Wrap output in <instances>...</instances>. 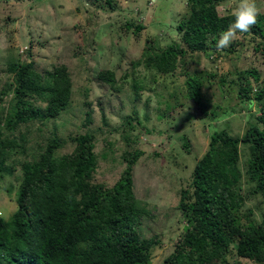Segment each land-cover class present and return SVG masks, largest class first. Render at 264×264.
Wrapping results in <instances>:
<instances>
[{
	"label": "rangeland",
	"instance_id": "obj_1",
	"mask_svg": "<svg viewBox=\"0 0 264 264\" xmlns=\"http://www.w3.org/2000/svg\"><path fill=\"white\" fill-rule=\"evenodd\" d=\"M188 0H0V94L9 91L12 64L33 61L43 75L66 67L72 83V97L67 110L56 120L22 127L5 136L23 134L30 153L46 148L53 134L67 141L60 154L74 151L71 138L84 134L95 137L97 164L93 183L112 189L127 168L125 154L141 151L133 170V195L143 217L138 232L142 238H156L149 264H163L172 255L180 236L188 226L180 211L182 191L192 192L196 163L209 149L214 132L227 131L242 138L249 124H258L262 115L248 109L240 99V89L255 96L264 89V58L252 33H238L225 51L198 54L187 68L196 78L208 114L214 121L199 118L189 97L181 70L161 75L144 66L143 56L152 47L157 53L182 35L178 24L188 16ZM239 0H219L220 16L233 15ZM264 16V0H256ZM115 73L114 87L99 75ZM249 81V83H247ZM171 95V96H170ZM175 99H173V97ZM0 102V115L12 112L13 93ZM177 100V101H176ZM180 103L182 106H177ZM91 114V123L86 122ZM199 115L184 119L191 115ZM203 117V116H202ZM134 125L133 131L131 126ZM130 138V143L125 140ZM41 150V148H40ZM239 183L246 198L243 210H254V219L263 220L262 198L252 195L254 185L247 176L250 157L247 146H240ZM25 161V156H16ZM21 169L0 178V217L11 220L17 211L16 193ZM231 262L255 264L229 255Z\"/></svg>",
	"mask_w": 264,
	"mask_h": 264
},
{
	"label": "trees",
	"instance_id": "obj_2",
	"mask_svg": "<svg viewBox=\"0 0 264 264\" xmlns=\"http://www.w3.org/2000/svg\"><path fill=\"white\" fill-rule=\"evenodd\" d=\"M188 2V16L177 26L181 42L161 53L148 47L143 56L147 70L186 73L194 56L219 52L215 45L234 16L219 15V0ZM251 33L260 38L257 48L264 58V16L258 15ZM8 71L14 82L0 94V102L9 92L14 102L11 113L0 115V178L12 176L17 168L21 174L17 211L9 221L0 217V264H149L158 241L140 236L138 228L148 212L139 208L133 195L132 174L143 153L125 154L127 168L112 189L93 183L97 158L92 134L71 138V154H60L67 141L57 134L46 148L30 153L23 134L12 138L5 132L58 119L70 105L72 83L66 67L41 75L30 61L12 64ZM187 75L189 97L200 116L190 115L183 124L197 116L214 121L216 113L204 109L199 81ZM99 78L111 87L117 83L115 73L104 72ZM240 91V99H251L250 89ZM255 100L263 103L264 89ZM261 110L259 123L249 124L242 138L227 131L211 135L208 151L194 167L192 192L181 194L180 211L188 226L163 264H237L229 259L233 249L239 258L264 264V105ZM86 122L91 123V114ZM130 126L135 130L131 122ZM125 140L130 143L129 137ZM241 145L249 149L246 172L254 185L252 195L262 198L261 222L254 219V210H243ZM19 155L26 160L16 159Z\"/></svg>",
	"mask_w": 264,
	"mask_h": 264
},
{
	"label": "clouds",
	"instance_id": "obj_3",
	"mask_svg": "<svg viewBox=\"0 0 264 264\" xmlns=\"http://www.w3.org/2000/svg\"><path fill=\"white\" fill-rule=\"evenodd\" d=\"M256 0H239V4L233 12L234 21L229 25L226 31L222 32L215 45L218 51H222L231 46L233 41L238 39V33L251 34V29L257 23V17L260 14ZM248 109L259 113L260 109L255 99L246 102Z\"/></svg>",
	"mask_w": 264,
	"mask_h": 264
}]
</instances>
